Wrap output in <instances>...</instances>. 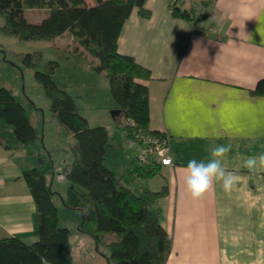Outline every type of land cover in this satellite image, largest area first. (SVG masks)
Instances as JSON below:
<instances>
[{"label": "crops", "instance_id": "crops-1", "mask_svg": "<svg viewBox=\"0 0 264 264\" xmlns=\"http://www.w3.org/2000/svg\"><path fill=\"white\" fill-rule=\"evenodd\" d=\"M199 1V8L191 9L203 15L193 24L172 15L170 0H145L149 17L133 8L117 41L119 54L149 71L143 81L149 129L167 135L172 165L162 166L151 180L131 176L139 150L127 156L122 169L107 167L137 194L167 186V195L148 205L171 240L165 264H264V172L252 175L242 167L243 157L264 152V95L255 92L264 79V0ZM25 12L31 23L45 16L44 9ZM216 144H231L225 167L241 180L231 193L216 183L194 201L184 169L190 159L206 160ZM35 157L24 147L0 144V239L37 240L35 206L22 175L38 166ZM63 190H54L51 199L59 224L69 230L75 264L71 242L94 243L78 231L80 212L62 204Z\"/></svg>", "mask_w": 264, "mask_h": 264}, {"label": "trees", "instance_id": "trees-1", "mask_svg": "<svg viewBox=\"0 0 264 264\" xmlns=\"http://www.w3.org/2000/svg\"><path fill=\"white\" fill-rule=\"evenodd\" d=\"M144 3L145 0H94L90 5L85 0H0V15L4 18L0 31L22 40L46 41L66 33L98 61L93 69L105 73L110 109L120 110L114 121L126 133L125 138L136 134L164 136L149 129L148 92L143 84L150 77L149 71L117 52L121 29L132 9L136 7L139 16L149 17ZM181 7H171L172 15L193 24L203 15L195 16L191 8ZM27 9H44L45 16L31 23L25 17ZM22 63L34 71L35 80L50 102L51 113L75 140L69 150L72 161L65 174L68 184L61 201L67 209L80 212L78 231L92 239L96 251L100 245L108 248L107 261L114 264H165L171 240L148 205L165 197L167 186L140 194L129 188L107 167V129L89 126L73 98L54 81L58 63L50 61L41 66L39 53H26ZM255 92L264 95V79L257 83ZM38 140L23 105L9 89L0 87V144L7 149L24 147L28 155H34L39 149ZM46 162L38 154V166L22 174L35 206L37 240L25 244L15 237L0 239V264H73L69 230L59 224L47 181L51 169ZM161 167L155 161L137 163L128 174L151 180L160 175Z\"/></svg>", "mask_w": 264, "mask_h": 264}, {"label": "rangeland", "instance_id": "rangeland-1", "mask_svg": "<svg viewBox=\"0 0 264 264\" xmlns=\"http://www.w3.org/2000/svg\"><path fill=\"white\" fill-rule=\"evenodd\" d=\"M93 1L85 0L89 5ZM25 14L31 19L30 12ZM3 25L4 18L0 15V27ZM26 53H39L41 66L50 61L58 63L53 74L54 81L73 98L78 113L87 119L89 126H111L107 130L110 145L107 166L115 171L122 169L127 156L135 155L139 146L131 147L128 144L121 127L110 116L112 101L108 79L104 72L93 69L98 61L67 35L50 42L43 39L22 40L0 31V87L11 91L25 108L31 124L37 128L39 149L32 156H36L38 162V154H43L47 160L46 165L51 169L49 183L52 191L60 193L67 187L65 174L72 161L69 150L75 140L51 113L50 102L35 80L34 71L24 67L22 58ZM126 180L130 186L134 185L131 179ZM138 182L146 184V181ZM82 236L90 238L84 234ZM71 244L75 264H114L111 260L107 261L109 250L103 245L95 251L89 239L73 240Z\"/></svg>", "mask_w": 264, "mask_h": 264}, {"label": "clouds", "instance_id": "clouds-1", "mask_svg": "<svg viewBox=\"0 0 264 264\" xmlns=\"http://www.w3.org/2000/svg\"><path fill=\"white\" fill-rule=\"evenodd\" d=\"M231 144H216L209 150L208 158L190 159L184 169L186 191L194 201L202 200L219 183L225 193H231L240 175L225 167V159ZM242 167L252 175L264 172V152L243 157Z\"/></svg>", "mask_w": 264, "mask_h": 264}, {"label": "built area", "instance_id": "built-area-1", "mask_svg": "<svg viewBox=\"0 0 264 264\" xmlns=\"http://www.w3.org/2000/svg\"><path fill=\"white\" fill-rule=\"evenodd\" d=\"M171 7L189 5L192 9H198L200 6L199 0H170ZM127 124L133 125L132 121H127ZM126 136V133H124ZM128 142L131 145L139 146V156L137 163L139 165L148 164L150 162H158L162 166H171L172 160L169 155L168 137L164 136H143L140 134L129 138Z\"/></svg>", "mask_w": 264, "mask_h": 264}, {"label": "water", "instance_id": "water-1", "mask_svg": "<svg viewBox=\"0 0 264 264\" xmlns=\"http://www.w3.org/2000/svg\"><path fill=\"white\" fill-rule=\"evenodd\" d=\"M110 116L114 120L116 117L120 116V110H118V109L110 110Z\"/></svg>", "mask_w": 264, "mask_h": 264}]
</instances>
